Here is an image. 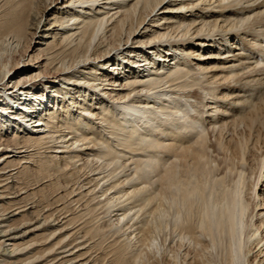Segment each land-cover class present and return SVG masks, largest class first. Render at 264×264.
I'll use <instances>...</instances> for the list:
<instances>
[{
	"label": "bare ground",
	"instance_id": "1",
	"mask_svg": "<svg viewBox=\"0 0 264 264\" xmlns=\"http://www.w3.org/2000/svg\"><path fill=\"white\" fill-rule=\"evenodd\" d=\"M5 4L0 52L9 36L25 55L0 67V264H95L74 219L100 206L129 248L151 204L154 230L170 227L180 247L205 244L219 264H264V181L250 207L241 176L224 185L205 157L217 135L244 123L227 121L237 90L264 81L258 61L247 62L264 57V0ZM51 166L66 206L83 211L66 213L61 195L43 207Z\"/></svg>",
	"mask_w": 264,
	"mask_h": 264
},
{
	"label": "rangeland",
	"instance_id": "2",
	"mask_svg": "<svg viewBox=\"0 0 264 264\" xmlns=\"http://www.w3.org/2000/svg\"><path fill=\"white\" fill-rule=\"evenodd\" d=\"M6 1H8V0H0V21L4 19L3 17H5V16L2 17V15L3 14L6 15V12L9 11L8 10L9 7L7 5H11V4H8L9 2L6 5L5 4ZM8 39H9V36L6 37V44L3 48V51L0 52V67L7 64V62L10 59H13V58L19 59L20 56L25 55V53L23 54L22 49H20V50L17 49V47H15V45L12 44V41L10 39L9 40ZM38 41L39 40H37V41L34 40L33 46H34V43H36ZM232 43H234V41ZM37 48H38V46L33 48L32 50L30 48V51L26 54V58L30 55L32 56L33 54H36ZM254 55L251 56V59H248L247 62H251L250 64L253 63V65H254L258 61V63L256 65L261 67L264 70V68H263L264 67V65H263L264 64V59H263L264 57L261 54H260V57L257 56L259 54L255 55V56ZM261 63H263L262 64L263 67H262ZM259 67H258V69H259ZM43 73L45 75H47L48 69H44ZM258 76L255 78L256 80H259L260 77H261L260 81L264 80L263 79L264 74H258ZM263 83H264V81H263ZM263 83L262 84H261V82H259V83L255 82L254 83V81H253L252 84L250 83L252 86L250 84H248V85H250V87L245 84L244 87H242V89L237 90L238 91L237 93H239V97H240L238 99H240V100L236 104H234L233 106L227 107L228 110L224 109L226 111V114L228 115L227 121L232 122L234 120H238L239 122H244L246 124H249L252 121V124H251L252 127L245 128L246 125L244 126V123H239V124L235 125L236 127L234 126V129H232L233 126L229 128L230 130L225 129L219 135H217L218 142L219 143L221 142L222 144L220 143V145L219 144L217 145V141L216 142L214 141L213 144H209L211 148H209V146H208L206 149V152H205V157L207 158L209 165L212 167V172H211L212 178H215V179H221L222 178L224 180V185L228 186V185L232 184L233 182H235L239 175L241 176V178L243 180V193H244V195H242V196L245 198L246 201H248L250 203V205H249L250 207H252L251 206V200H252L251 198L253 196H255V195L251 194V191H252L251 187L254 186V188H255L256 182H257V186H259V184H261L264 181V86H263L264 84ZM203 112L204 111H202V114H204ZM13 131L14 130L10 131V133H12ZM8 136H9V134L5 135V137H8ZM240 141H241V143H240ZM214 143H216L215 146H214ZM191 161L192 160L190 159V163H193V161L192 162ZM51 169H52V166L50 168L46 169V171H48V172L51 171L49 175H53V182H52L53 184L51 186L44 188L43 189L44 191H42V193L40 195V196H42V200H43L42 203L44 205L43 207L44 208L47 207L46 205L50 204L49 203L50 200L52 203V202H54L56 197L60 196V195L62 196V198L60 197L58 199L59 201L56 202V204L58 203V205L61 204L62 206H66L69 204L71 196L66 195V192L64 191L65 185L63 183H65V182L63 181V176L57 172L52 171ZM261 172L263 173V177L259 178ZM82 175L83 174H81L80 172L74 174V176H72V178L70 179L71 184L73 185V184L77 183L79 180H82V179H80L82 177ZM30 176L31 177H29V178L34 180V178H38L41 175H39L35 171H32V172H30ZM71 184H70V186H71ZM56 204L51 205L50 207L51 208L56 207L57 206ZM254 204L257 205V209H258V204L256 203L255 200H254ZM260 204H261V206L263 205V203H260ZM155 205H156V203L153 204V206H155ZM73 206H74V209H73ZM151 206H152V204L149 205L148 207H146L145 209H143V211H141L139 213V219H141L144 222L145 228H144V231L141 233V238L139 241L135 240V238L133 236H131L132 240L130 241V243L132 244V246L129 245V246H131L129 248L127 246L128 244H126V242L123 241L125 236H123L122 238H120V237L116 238L117 240L115 239V235L117 237L118 234H115L116 229H114L112 226H110V224H109L110 221H108L109 220L108 217L104 218V219H99V217H102V215H103L102 214L103 210H102V208H100V206L95 207L90 212H84V214H88V216L84 215L83 216L84 218L83 217H76L74 219L75 221H73L71 224L76 225V224L82 223L84 221L83 227L85 230L81 231L77 234V238H78L77 241L87 240V241H84V245L86 247L88 246V248H87L88 252L92 250V253H90V252L89 253H90L91 258L95 264L96 263L97 264H121V263H123V264H126V263H129V264H134V263L135 264H138V263L139 264L140 263L141 264H184L185 259H186V261L191 262L192 264H194L193 261L195 262V264H197V262H198V264H206L209 261H210L209 264H219L218 260H216V258H214V259L212 258L213 252L211 253L212 250H210V248H208V247L205 248V250H208L207 252L204 250L205 244L201 243L202 247H200L201 246L200 244H199L200 246L198 245V247H196L197 245H195L193 242H189V244H190L189 245L190 247H189L188 242L185 241L186 245L184 243L182 245V242H181V247H180L179 246L180 242L178 240V237L172 233V229L170 227H167L161 231H157L156 229L154 230L152 216H151V213L149 210V208ZM67 207L70 209L68 210ZM82 209H85L84 205H70V206H66L64 208V211H66V213H70L71 211L74 213H78V211H80V210L83 211ZM96 209H98V210L96 211ZM94 211H96V212H94ZM94 218H96V219H94ZM100 220H102V221H100ZM87 224H89V226H87ZM124 228L125 227H123V229ZM85 231H87V233ZM122 231H121V233H122ZM112 237H113V240H112ZM103 238H104V240H102V242H104V241L105 242L103 244H101V239H103ZM92 240H93V242H92ZM113 241H114V243H113ZM133 241H134V243H133ZM111 242H112V245H111ZM115 243L121 244L122 248H124L123 245H126L124 250L128 248L127 249L128 253H126L125 251H121L123 249L121 247H119L120 245L116 246ZM191 243L194 244V247H191L193 245ZM91 245H92V247H91ZM112 247H114V249H112ZM134 247H137V248H134ZM195 247L197 249H195ZM108 248H110V251ZM115 248H116V250H115ZM143 248H144V250H143ZM193 248H194V250H193ZM200 248L203 249L202 250L203 252L201 251L202 253L200 252V250H201ZM139 249H140V251H139ZM198 249H200V250H198ZM114 250H115V253H113ZM188 250H189V252H188ZM196 250H197V252H196ZM119 251L121 253L124 252L122 254L124 257L122 255H120L122 258L120 256H119L120 258L117 257L118 254L120 253ZM135 251L136 252L138 251V252L136 253ZM109 252H111L112 254ZM129 253L130 254L132 253L131 255H132V258L134 257V260L131 258ZM135 254H136V256H138L137 258L135 256ZM199 254H202L204 256L199 255ZM205 254H207V255L205 256ZM200 256H202V257H200ZM95 257H96V259H95ZM125 257H127L128 259H125ZM205 257H207L208 260ZM138 258H139V260H137ZM116 259H118V260H116ZM205 259L208 262L205 261ZM252 259L253 258L251 257V262H252ZM124 260H125V262H123ZM201 260L204 262H202Z\"/></svg>",
	"mask_w": 264,
	"mask_h": 264
}]
</instances>
